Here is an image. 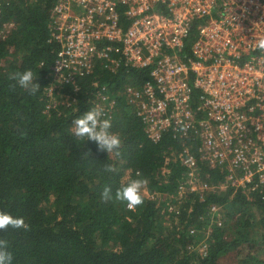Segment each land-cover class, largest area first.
<instances>
[{"label": "trees", "instance_id": "obj_1", "mask_svg": "<svg viewBox=\"0 0 264 264\" xmlns=\"http://www.w3.org/2000/svg\"><path fill=\"white\" fill-rule=\"evenodd\" d=\"M54 4L0 0V27L13 25L0 41V210L29 225L28 230L0 231L13 253L12 264H264L257 243H264V187L208 190L203 196L186 192L179 199L188 169L171 155L180 153L182 144L170 132L154 142L138 114L137 99L128 93L154 84L150 70L112 73L100 63L75 85L59 82L51 71L58 50L49 28ZM197 25L186 43L188 55ZM27 69L41 86L35 95L10 87L15 81L9 76ZM51 86H56L55 101L48 96ZM103 87L109 97L101 102L105 118L121 138V147L111 154L70 131L73 120L100 103ZM108 165L115 170L106 171ZM201 168L216 186H224L230 174ZM138 172L148 179L146 190L153 199L143 196L135 210L102 199L105 187L114 195ZM216 205L226 210L227 220L238 217L232 237L226 226H210ZM254 228L261 233L258 240ZM205 245L206 253H198Z\"/></svg>", "mask_w": 264, "mask_h": 264}, {"label": "built area", "instance_id": "obj_2", "mask_svg": "<svg viewBox=\"0 0 264 264\" xmlns=\"http://www.w3.org/2000/svg\"><path fill=\"white\" fill-rule=\"evenodd\" d=\"M12 27H0V41ZM49 28L59 82L75 85L100 63L112 73L150 70L154 84L128 93L154 142L166 132L184 140L185 180L206 165L230 173L224 185L264 187V54L254 47L264 38V0H55ZM106 91L100 105L109 101ZM180 188L189 191L184 182Z\"/></svg>", "mask_w": 264, "mask_h": 264}, {"label": "clouds", "instance_id": "obj_3", "mask_svg": "<svg viewBox=\"0 0 264 264\" xmlns=\"http://www.w3.org/2000/svg\"><path fill=\"white\" fill-rule=\"evenodd\" d=\"M254 47L264 54V38L256 40ZM11 81H15L10 87L14 90L18 85L20 88L35 95L41 86L37 82L38 78L33 70L27 69L22 72H16L9 76ZM112 121L105 118V110L102 105L96 104L88 109L82 116H79L72 122L70 131L77 139H86L94 141L98 145L99 151H106L111 154L114 150L121 147V138L118 134L111 131ZM90 155L89 153H85ZM106 171L115 169L108 165ZM149 181L139 172L137 178L130 180L117 189L113 195L110 187H105L101 196L105 201L114 199L116 202L126 206L128 210H135L144 203L143 194ZM9 227L14 229L28 230L29 225L23 217H14L9 212L0 210V231L7 230ZM13 253L9 249V243L6 239L0 238V264H12Z\"/></svg>", "mask_w": 264, "mask_h": 264}, {"label": "rangeland", "instance_id": "obj_4", "mask_svg": "<svg viewBox=\"0 0 264 264\" xmlns=\"http://www.w3.org/2000/svg\"><path fill=\"white\" fill-rule=\"evenodd\" d=\"M183 141H180V143L183 144ZM178 154L176 155L175 153H173L171 155V158L173 160H176V161H179L180 162V160H179L180 157L178 156ZM194 178L195 177L191 178L190 180H187V179L186 180H183L184 181V185L189 190L187 192L192 193V192H196L197 191V192H201L202 193L201 196H203L204 193H205V191L214 190V189H217V188H218L217 190L219 192H223V190H226L227 188H231V189L237 190L236 189L237 186L235 185L236 187H234V185L232 184V182H229L228 185H224V186H221V185H217L216 186V185L210 184L208 181H206L205 177L202 176V171H200L199 174L196 175V178L195 179ZM125 179H128V174H127V177ZM236 181L238 183H241L242 182V180H241L240 177H236ZM234 193H236V192H234ZM183 194L184 193H182V190L179 187V189H178V198L181 199V196ZM143 196L152 198L151 195H149V193H148L147 190L144 191ZM177 202L179 203V202H182V201L179 200ZM179 204H181V203H179ZM216 208H217V210H215V211L210 210V214H211V216H210V218H211V220H210V226H222V227L223 226H226L228 228L227 235L232 237L234 235V233H235V228H236L235 225H234V222L237 223L238 217H236L234 220H227L226 219V210H224L223 208L221 209L217 205H216ZM255 219L257 220L256 217H255ZM208 231H210V228L206 230V233H208ZM251 232L255 236V240H258L259 237L261 236L260 235L261 233L259 232V230H257V228H254ZM257 243L261 247V251L258 253V255H260V258L261 259H264V245H263L264 243H262V241L257 242ZM199 251L201 252V249L200 248L198 249V253H199ZM246 252H248V250H246L245 247H243L242 253L243 254H246Z\"/></svg>", "mask_w": 264, "mask_h": 264}]
</instances>
